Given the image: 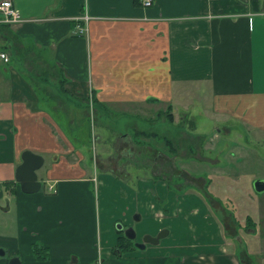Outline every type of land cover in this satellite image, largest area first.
Listing matches in <instances>:
<instances>
[{"label": "crops", "instance_id": "obj_1", "mask_svg": "<svg viewBox=\"0 0 264 264\" xmlns=\"http://www.w3.org/2000/svg\"><path fill=\"white\" fill-rule=\"evenodd\" d=\"M13 2L24 21L0 20V46L11 55L9 62L0 60V198L18 197L24 227L11 232L6 244L17 240L19 252L25 251L24 259L19 256L23 264H96L99 256L92 194L97 175L54 115L38 105L40 93L55 100V110L65 106L72 111L75 100V105L85 102L91 117L112 116L118 110L125 117L149 115L145 119L154 121L166 117V110L150 116L153 104L168 101L174 112V100H181L185 91L206 86L202 89L208 90L215 112L237 115L264 132V0H153L150 6L134 0ZM80 27L87 31L80 32ZM26 69L30 74H20ZM136 130L126 135L132 140L141 131ZM224 133L228 130L215 129L214 137ZM27 149L46 153L45 161L46 155L51 157L39 175L49 192L43 185L36 193L16 189V167ZM169 186L156 175L139 180L137 191L125 195L137 200L138 210L154 212L156 234L176 226L170 220L176 212L168 211L172 214L166 217L164 210L171 205L160 208L157 201L172 196ZM109 189L111 197L125 194L116 177ZM208 207H178L188 222L194 221L195 236L174 248L159 241L149 243L151 248L135 245L119 251V237L125 233L116 223L126 227L129 220L111 217L109 233L114 230L115 236L106 248L109 264H264V256L258 259L252 251L242 256L228 248L237 241L224 238L220 222L221 227L216 221L207 225ZM9 208L0 202L1 212ZM201 213L204 228L192 218ZM209 226L218 231L209 234L204 230ZM4 250L0 264H9L16 249L11 257Z\"/></svg>", "mask_w": 264, "mask_h": 264}, {"label": "rangeland", "instance_id": "obj_2", "mask_svg": "<svg viewBox=\"0 0 264 264\" xmlns=\"http://www.w3.org/2000/svg\"><path fill=\"white\" fill-rule=\"evenodd\" d=\"M19 72L30 74L27 69ZM202 87L185 91L181 100H174L178 105L173 104L175 118L172 121L165 116L154 121L145 119L149 115L125 117L118 110H113L112 116L91 117L85 102L75 105V100L72 101V111L65 106L55 110L51 108L55 100L40 93L41 101L38 105L48 108L54 115L59 127L70 134L75 145L83 152L90 169L97 175L98 182L88 194L92 191L94 196L97 221L99 256L96 264L101 259L104 264H109L106 248L109 247L110 238L115 236L114 230L109 233L111 217L113 220L121 217L129 220L126 227L134 228L135 244L143 243L146 235L155 236L159 233L156 234L159 221L154 212L146 208L138 210L137 200L125 196L137 191L139 180L147 181L156 175L168 181L171 184L169 189L174 191L171 197L168 195L163 198L167 202L160 198L157 200L163 203L160 208L166 207V203L167 206L171 205L164 209L166 217L172 214L168 211L176 212L175 216L170 217V220L175 219L176 226L165 227L169 232L160 240L163 245L179 247L182 241L189 242L195 236L191 226L194 221L188 222L184 214H179L178 207L207 205L212 211L207 214L210 217L207 225L215 221L220 227L222 224L224 238L237 241L232 246L228 245L229 249L234 247L242 256H246L248 251H252L258 259L264 256V192L257 194L253 188L255 179L264 178V132L246 124L237 115L229 117L227 113L215 112L210 105L213 101L208 90ZM167 102L153 104L150 116L156 117L160 110H166ZM116 108L125 109L124 106ZM127 108L131 110L134 106ZM71 112L72 117L69 115ZM136 129L146 131L149 135L132 134L131 140L126 134L136 132ZM215 129L218 133L222 130H228V133L222 134L219 139L214 137ZM63 151H66L65 142ZM50 159L46 155L42 168ZM42 168L38 170V175L44 172ZM115 177L118 178L119 186L125 188L122 198L111 197L114 192L111 189V192L108 191ZM42 190L49 192L48 185L44 183ZM52 191L55 192L54 189ZM82 195L85 197L87 193ZM17 198L16 194H6L0 198L1 203L10 206L6 213L0 211V247L7 250L8 257L16 249L15 255L24 259L25 251L22 248L19 252L17 240L6 244L11 232H17L18 226L24 227ZM179 210L182 213V208ZM139 215L140 218L137 217ZM202 215L192 217L199 228L204 226ZM248 216L253 218L256 228L248 226ZM204 230L209 234L218 231L215 226ZM35 241L40 243L41 240L36 236ZM146 245L148 248L153 246L149 243Z\"/></svg>", "mask_w": 264, "mask_h": 264}, {"label": "water", "instance_id": "obj_3", "mask_svg": "<svg viewBox=\"0 0 264 264\" xmlns=\"http://www.w3.org/2000/svg\"><path fill=\"white\" fill-rule=\"evenodd\" d=\"M45 158L42 154L27 149L22 153V162L16 167L15 177L19 183L22 192L24 193H36L42 188L43 182L39 178L38 170L44 165ZM253 188L256 193L264 192V178H257L253 182ZM140 218V215L137 216ZM118 229H124L123 223H117ZM169 230L163 228L156 236L146 235L143 243H136L138 248L144 249L146 243H159L160 239L168 234ZM125 235L129 239L136 237V232L133 227H129L124 230ZM0 254L5 255V250L0 249ZM9 264H23L19 256H13L9 260Z\"/></svg>", "mask_w": 264, "mask_h": 264}, {"label": "built area", "instance_id": "obj_4", "mask_svg": "<svg viewBox=\"0 0 264 264\" xmlns=\"http://www.w3.org/2000/svg\"><path fill=\"white\" fill-rule=\"evenodd\" d=\"M144 6L152 5V0H143ZM0 14L2 21L9 24H19L24 21V18L20 10L14 5L13 0H1L0 1ZM85 19L88 20V15H85ZM87 31V27H80V32ZM0 60L4 62H9L11 60L10 53L6 50L0 48ZM53 187V186H51ZM97 264H104L103 260H98Z\"/></svg>", "mask_w": 264, "mask_h": 264}, {"label": "trees", "instance_id": "obj_5", "mask_svg": "<svg viewBox=\"0 0 264 264\" xmlns=\"http://www.w3.org/2000/svg\"><path fill=\"white\" fill-rule=\"evenodd\" d=\"M134 3L136 5H140L141 3L143 4V0H134ZM152 4H153V0H152ZM0 48L3 49V50H7V47L0 46ZM166 117L168 119H170L171 121L174 120V118H175V114L172 111V105L171 104L168 105V107L166 109ZM143 133L146 134V135H149V133L146 132V131H140V133H138L137 135H143ZM168 143H171V141L168 140ZM15 183H16V186H17L16 189L19 190V191H22L19 183L18 182H15ZM169 185H170L169 186V188H170L171 184L169 183ZM159 203L163 205V203H161V202H159ZM247 219L249 221L247 223H248V226L250 228L256 227V224L254 223L253 218L251 216H248ZM118 248H119V251L126 252L128 250H131V249L135 248V243L132 240H130L129 238H127L125 235H123V236L119 237ZM36 250H38V249H36ZM36 253H37L36 255H39L38 251H36Z\"/></svg>", "mask_w": 264, "mask_h": 264}, {"label": "flooded vegetation", "instance_id": "obj_6", "mask_svg": "<svg viewBox=\"0 0 264 264\" xmlns=\"http://www.w3.org/2000/svg\"><path fill=\"white\" fill-rule=\"evenodd\" d=\"M127 228H128V226H127V227H125V225H124V229H123V232H124V230H125V229H127Z\"/></svg>", "mask_w": 264, "mask_h": 264}]
</instances>
